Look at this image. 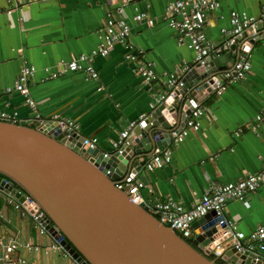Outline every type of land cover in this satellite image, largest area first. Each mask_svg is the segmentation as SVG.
Instances as JSON below:
<instances>
[{"label":"crops","instance_id":"crops-1","mask_svg":"<svg viewBox=\"0 0 264 264\" xmlns=\"http://www.w3.org/2000/svg\"><path fill=\"white\" fill-rule=\"evenodd\" d=\"M171 1L175 0H130L124 7L130 40L143 50L145 59L154 63L158 75L172 72L183 62L192 63L194 54L176 44L177 34L165 21L149 26L133 20V15L145 11L158 19ZM119 3L120 0H0V113L12 117L11 122L13 118L15 123L29 122L33 116L26 101L29 97L45 120H73L80 135L96 137L99 150L110 153L112 140L130 121L149 112L152 95L163 92L165 86L159 80L145 85L133 64L124 59L127 49L122 44L114 45L106 56L94 57L96 80L86 78L82 72L44 78L45 68L59 69L73 57L96 49L106 12L114 13ZM263 3L264 0H221L217 10L206 14V35L221 44L226 39L221 28L229 26L230 10L258 16ZM262 24L261 34L248 51H240L251 63L245 78L228 83L220 95L212 90L201 102L205 110L198 117L199 129H189L182 141L171 140L166 145L171 150L168 165L153 173L142 166L135 174L146 183L140 192L148 204L170 198L190 207L210 183L234 182L260 169L264 160V120L255 129L252 127L264 105ZM24 64L35 67L28 95L14 88ZM238 128L242 130L236 136ZM6 196L0 191V242L16 238L48 246L50 235L40 234L37 224L8 204ZM225 212L236 220L239 230L249 234L264 222V186L242 201H229ZM193 231H200V227ZM22 254L26 264H77L63 251ZM261 254L264 257V251Z\"/></svg>","mask_w":264,"mask_h":264},{"label":"water","instance_id":"water-1","mask_svg":"<svg viewBox=\"0 0 264 264\" xmlns=\"http://www.w3.org/2000/svg\"><path fill=\"white\" fill-rule=\"evenodd\" d=\"M260 34L258 25L255 34L239 38L222 55L196 64L183 86L156 105L142 127H134L120 152L106 157L98 147L90 148L84 136L68 135L52 120H0V191L30 213L42 211V224L61 237L60 244L77 264H264L262 254H241L234 248L220 259L210 258L223 240L214 212L192 223L193 229L200 227L189 238L195 247L115 187L117 180L144 166L155 146L164 148L173 140L186 115L209 96L217 79L232 72L240 51H248ZM25 195L33 200L32 207Z\"/></svg>","mask_w":264,"mask_h":264},{"label":"built area","instance_id":"built-area-1","mask_svg":"<svg viewBox=\"0 0 264 264\" xmlns=\"http://www.w3.org/2000/svg\"><path fill=\"white\" fill-rule=\"evenodd\" d=\"M130 0H120V3L112 11L106 12V18L98 32L100 42L96 49L90 53H81L71 60L62 64L59 69L45 68V78L52 79L71 72H82L89 79L98 78L97 70L94 67L93 60L97 55L106 56L116 44H122L127 51L124 53V59L133 64V70L137 72L145 85L159 80L165 90L161 93L152 95L149 102V112L167 96H173V91L177 87L183 86V78L187 72L191 71L196 64H203L209 56L217 57L222 55L232 44L236 43L244 35H253L257 32L258 25L264 23V3L261 6L258 16L249 15L246 11L235 9L229 12V26L221 28V32L226 39L221 44H216L204 31L206 14L217 10L221 6V0H175L169 2L162 15L156 19L148 15L145 11H138L133 15V20L145 22L153 26L159 21H165L167 25L176 32V44L185 46L194 54L192 63L183 62L182 65L170 73L158 75L155 71L154 63L145 59L143 50L138 49L130 40L131 30L128 21L124 17V7ZM117 17H115V15ZM254 39V38H253ZM251 63L245 56H239L233 65L231 73L223 74L222 79L215 81L216 87L213 91L220 95L228 83L242 80L247 72L250 71ZM35 72L34 65L24 64L19 72L18 80L14 85L15 90L28 95L29 80ZM101 88V87H100ZM99 88V89H100ZM9 90V89H8ZM29 107L33 110V116L29 122L37 121L40 123L48 122L37 111L35 101L29 97L26 99ZM205 107L197 104L189 115H186V121L183 129L178 133H173V140L182 141L189 129H199L198 117L204 113ZM142 114L137 119L132 120L119 133L118 138L112 140V151L104 153L109 156L113 152H120L121 146L126 143V139L133 131L134 127H142L141 122L149 114ZM12 117L5 113H0L1 121H9ZM264 120V105L255 115V123L252 128L255 129ZM13 122L15 119L13 118ZM26 122V121H25ZM56 125L69 133L78 132V125L71 119L56 120ZM241 128L235 132L236 136L241 132ZM90 148L97 147L96 137H85ZM171 162V150L168 147L160 148L155 146L152 154L146 160L144 166L147 172L153 173ZM264 186V160L260 169L255 173H247L234 182L228 183H210L206 192L194 202L190 207H184L173 199L156 200L148 204L143 198L140 190L146 187V183L135 177L133 174H127L115 182V187L125 192L129 198L136 204H144L148 211L153 214L160 223L170 227L183 238H190L193 235L192 223L197 219L214 212L216 225L219 227L221 238L223 240L215 245L210 254L217 259L225 253L226 250L234 248L237 252L259 253L264 251V222L256 225L249 234H245L238 229L236 220L228 216L225 212L226 205L229 201H242L249 193L255 192L258 188ZM151 191V190H149ZM7 203L18 210L22 216L33 220L40 234H49L51 242L46 247H40L28 241L9 238L0 242V264H26L27 259L22 252H40L63 251L68 255L66 250L60 244L61 237L52 235L42 224L44 213L39 209L32 213L22 205L17 199L7 194ZM25 200L32 207V199L25 195Z\"/></svg>","mask_w":264,"mask_h":264},{"label":"trees","instance_id":"trees-1","mask_svg":"<svg viewBox=\"0 0 264 264\" xmlns=\"http://www.w3.org/2000/svg\"><path fill=\"white\" fill-rule=\"evenodd\" d=\"M186 240H188L189 242H191V240L189 238H185ZM210 258H215L214 256H211ZM217 264H225L223 261L221 260H217L216 261Z\"/></svg>","mask_w":264,"mask_h":264},{"label":"flooded vegetation","instance_id":"flooded-vegetation-1","mask_svg":"<svg viewBox=\"0 0 264 264\" xmlns=\"http://www.w3.org/2000/svg\"><path fill=\"white\" fill-rule=\"evenodd\" d=\"M191 243L193 244V246L197 247V243L195 241H191Z\"/></svg>","mask_w":264,"mask_h":264},{"label":"rangeland","instance_id":"rangeland-1","mask_svg":"<svg viewBox=\"0 0 264 264\" xmlns=\"http://www.w3.org/2000/svg\"><path fill=\"white\" fill-rule=\"evenodd\" d=\"M213 40V39H212ZM30 219V218H29ZM31 220V219H30Z\"/></svg>","mask_w":264,"mask_h":264}]
</instances>
